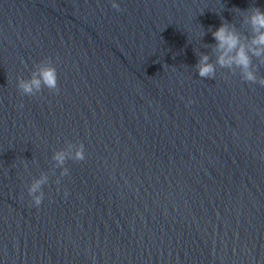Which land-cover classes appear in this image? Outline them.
<instances>
[{
	"label": "clouds",
	"instance_id": "obj_1",
	"mask_svg": "<svg viewBox=\"0 0 264 264\" xmlns=\"http://www.w3.org/2000/svg\"><path fill=\"white\" fill-rule=\"evenodd\" d=\"M112 7L120 10L117 3L113 2ZM248 23L251 25L254 36L251 40V45L255 47H246L241 43L239 35L230 29L227 22H222L221 25L212 32L213 38L217 41L216 48L220 51L216 63L221 67L231 68L233 65L241 70V78L246 82L259 83L264 86V77H258L252 69V56L260 57L264 55V11L259 7H254L250 10L247 17ZM251 53V55L249 54ZM198 74L201 78L213 79L215 77V65L209 62L208 55H201L197 65ZM58 91V76L55 66L50 59L41 61L36 70L32 72L29 79H19L18 88L21 92L28 96H34L41 91L42 88ZM192 103V101H189ZM23 107V105H21ZM72 146L69 145V148ZM53 159L57 162V166L62 167L61 176L69 174V170L63 167L66 159L82 161L85 159L84 145L78 144L74 151H58L54 154ZM48 182L46 175H41L40 178L34 179L28 187V195L32 199L34 206L39 207L44 199L42 186ZM59 183V180L57 181ZM67 191L65 196H67Z\"/></svg>",
	"mask_w": 264,
	"mask_h": 264
}]
</instances>
